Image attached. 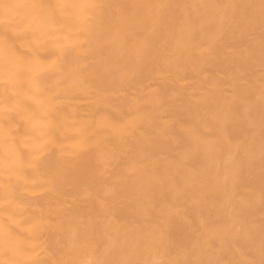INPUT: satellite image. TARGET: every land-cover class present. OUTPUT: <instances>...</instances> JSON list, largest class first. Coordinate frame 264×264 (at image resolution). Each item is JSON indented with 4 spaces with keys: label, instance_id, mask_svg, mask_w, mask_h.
Returning a JSON list of instances; mask_svg holds the SVG:
<instances>
[{
    "label": "bare ground",
    "instance_id": "1",
    "mask_svg": "<svg viewBox=\"0 0 264 264\" xmlns=\"http://www.w3.org/2000/svg\"><path fill=\"white\" fill-rule=\"evenodd\" d=\"M0 2V264L261 258L260 0Z\"/></svg>",
    "mask_w": 264,
    "mask_h": 264
},
{
    "label": "snow or ice",
    "instance_id": "2",
    "mask_svg": "<svg viewBox=\"0 0 264 264\" xmlns=\"http://www.w3.org/2000/svg\"><path fill=\"white\" fill-rule=\"evenodd\" d=\"M18 7H32L34 9L46 10L50 8L63 7V6L62 5H45V4L23 6V5H10V4H5V3L0 2V9L4 10L5 13L10 11L12 8H18ZM90 7H95V6H90ZM155 7L165 8V7H168V5H158ZM260 8H261L262 17H264V0H260ZM262 23H264V21H262ZM6 51H7L6 44H0V52H6ZM136 54L137 56L141 55L140 52H137ZM134 73H135V68L130 69L128 75L132 76L134 75ZM262 95H264V91H262ZM7 210L8 209H5V211ZM0 231H2V229H0ZM260 252H261V258L258 261L255 259H251V260L245 261L244 264H264V235H262ZM91 264H142V262L137 261V260H131V259L122 260L118 262L98 259L94 262H91ZM153 264H166V262L165 261H154ZM196 264H221V262L220 261H198L196 262Z\"/></svg>",
    "mask_w": 264,
    "mask_h": 264
}]
</instances>
